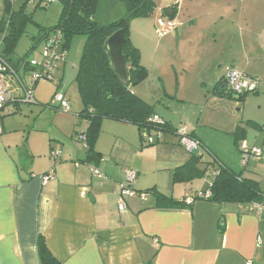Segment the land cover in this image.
<instances>
[{
	"label": "crops",
	"instance_id": "1",
	"mask_svg": "<svg viewBox=\"0 0 264 264\" xmlns=\"http://www.w3.org/2000/svg\"><path fill=\"white\" fill-rule=\"evenodd\" d=\"M152 2L155 6L152 16L135 19L149 20L147 30L151 34L156 24L155 35L160 41H151L149 63L131 36L130 41L140 54L141 66L146 72L151 71L155 86L169 100L183 102L188 97L186 92L180 93L181 88H200L202 103L211 106L204 116L211 117L218 113L216 108H222L223 112L224 104L236 105L233 97L216 95L217 90L212 92L220 82L219 87H224L227 69L264 79V0H223L218 8L212 3L206 6L202 0ZM5 4L4 1V7ZM183 8L185 14L181 13ZM173 9L177 13L169 18ZM159 20L173 23L174 30L159 37L156 33ZM217 21L233 26L227 32L222 31L224 38L218 44L214 33ZM6 22L2 12L0 35ZM259 22L262 28L255 35L254 24ZM237 25L238 33H230ZM0 54L4 56L3 45ZM171 57L180 62L181 76L177 74L178 68L171 65ZM6 58L13 65L22 59L12 62L10 56ZM64 65L61 78L65 74ZM77 68L78 63L70 75L75 84ZM187 68L191 73L188 78ZM166 79L177 88L174 95L164 92ZM8 83L16 90L15 83L11 80ZM53 83L58 84L57 93L60 81ZM39 84L43 83L36 86ZM259 88L251 97L245 96L242 103L247 101L239 113L229 117L231 113L223 112L229 119L222 114L206 118L215 126L204 124L200 129L191 119L186 124L180 122L179 126L187 127L190 136L215 158L213 168L207 167L203 156L189 164L192 156H187L176 134L162 135L165 139L156 147L144 146L137 126L107 118L99 121L92 152L88 154L78 142L89 128L88 122L78 119L83 109L81 100L82 107L77 113L71 110L62 113L56 106L48 111L42 104L40 112L37 108L31 111L36 116L23 128L9 118L18 112L20 105L16 106L15 112L1 121L0 264H41L39 239L57 264H264V208L258 211L234 201L193 199L190 204L185 201L210 187L218 164L256 182L260 190L257 177H262L259 172L264 168V154L259 163L261 158L243 168L235 154L228 160L213 148L220 136L238 152L240 140L264 151V122L260 123L264 119L243 114L251 100L257 102V111H261L264 88ZM33 95L41 99L42 93L36 90ZM157 104L159 114L148 102L153 115L175 129L170 103ZM45 118L49 122L44 123ZM211 127L221 130L207 131ZM152 151L155 156L150 161L145 156ZM126 171L136 175L132 189L146 196L144 200L137 195L125 197L122 210L118 201ZM177 171L181 175L174 182ZM49 172L52 178L42 182ZM165 199L182 205L170 206Z\"/></svg>",
	"mask_w": 264,
	"mask_h": 264
},
{
	"label": "trees",
	"instance_id": "2",
	"mask_svg": "<svg viewBox=\"0 0 264 264\" xmlns=\"http://www.w3.org/2000/svg\"><path fill=\"white\" fill-rule=\"evenodd\" d=\"M120 1L125 5L127 13L122 19L108 26H98L94 21L99 0H7L3 10L8 24L6 37L3 41L4 57H9L14 53L18 42L25 34L26 26L33 23V15L27 11L29 5H33L34 9H46L52 3L61 7L57 23L51 28L40 31L41 34L37 36L32 49L43 40L46 34L55 31L61 33V43L66 50L73 37H85L75 81L83 104L78 119L89 123V128L85 133L87 145L85 150L88 154L92 152V143L99 128V121L104 118L137 126L141 133V141L146 146L156 144L159 139H155L154 143L149 144L143 138L144 132L148 134L159 132L161 137L167 133H177V130L158 116L163 122L162 125L149 124L148 119L156 116L153 115L152 107L130 92V87L140 84L147 78V72L140 64L139 52L132 46L129 39V22L133 19L151 17L155 9L154 3L152 0ZM11 2L19 4L17 10L12 9L13 3ZM171 13L169 18H173L175 9ZM119 30L124 31L125 44L121 53L127 64L128 87H124L111 73L103 50L105 41ZM219 85L221 82L212 90L213 93L217 90L216 95L225 98L233 97V94L226 92L225 88L223 86L220 88ZM247 94L250 93L238 96L236 99L242 102ZM237 132L239 131L236 130V134ZM191 158L189 164L197 162L200 157L192 154ZM218 165L219 167L214 169L216 172L213 177L214 181L207 189L211 193V197L201 200L234 201L250 205L249 207L258 205L264 208V195L256 182L243 179L242 174H235L220 164ZM180 175L181 172L177 171L173 181L178 182ZM165 200L173 207L182 205V203L173 204L172 201ZM38 255L41 264H54L55 262L41 239L38 242Z\"/></svg>",
	"mask_w": 264,
	"mask_h": 264
},
{
	"label": "rangeland",
	"instance_id": "3",
	"mask_svg": "<svg viewBox=\"0 0 264 264\" xmlns=\"http://www.w3.org/2000/svg\"><path fill=\"white\" fill-rule=\"evenodd\" d=\"M222 1L223 0H202V4L208 6V5H211V3H212V4H215L216 8H218V7H220ZM11 3H13V2H11ZM3 7H4V1L0 0V17L2 16ZM18 7H19V4L17 2H14L12 9L17 10ZM60 10H61V7L56 3L49 4V6H47L46 9H42V8L34 9L33 5L27 6V11L33 15V19H32L33 23L31 22L26 26L25 34L21 37L20 41L18 42V45H17L14 53L10 56V59L12 62H14V60L18 59V58H22V59L27 58V60H29L30 62H32V61L39 62L41 60V55H42V51H43L42 50L43 44H41V42H40L34 49H31V47L34 46L36 38H37V36H39V34H41L40 31H42L43 28H51L57 23L58 18H59V14H60ZM126 13H127L126 7L120 0H99L98 6L96 9V13L94 15V21L96 22V24L98 26H108L109 24H112L113 22H115V20L122 19L126 15ZM176 13L177 12L175 11V14ZM181 13L185 14L184 8L182 9ZM138 21L139 22H137L135 19L130 20L129 27H128L129 28V39L132 37L133 40L139 46H141L142 54L146 55V61L149 63L150 62V56H151L152 49H153V42L157 43L158 41H160L157 38V36L155 35V28L154 27L156 26V24L155 25L153 24V26H152L153 32L151 34V33H149V30H147V28H149V26H150L149 20H138ZM216 23H217V26H216V29H214L215 30L214 33L216 34L217 44H218L220 39L224 38V36H222L223 35L222 31L227 32L228 27L232 26V25L230 23H226V22H218L217 21ZM254 25L257 26L255 29H253V33L256 35L257 33L260 32V30L262 28V24L259 22V23H255ZM238 28H239V26L237 25V28H235L233 31H232L233 28H231L229 31H230V33H234V32L238 33ZM151 41H153V42H151ZM84 43H85V37L84 36H75L71 39L69 46H68V50H67L68 56H67V59L65 61V65H64L65 74L63 73V76L61 78L62 67L59 69V71H57L55 73V80L60 81V87H59L58 93L62 92L65 95V97L67 95L66 99L68 101L69 108L71 110L70 112H76V113L81 109L83 104L81 105V102H80L81 98L79 99L80 96L78 95L79 93H77V90H78V88L76 89L77 84H75L73 82V80L70 81V75H71L72 71L75 70L74 66H77V63L80 59V55H81V51H82V48L84 46ZM256 46H258V45L256 44ZM232 52H233V50H232ZM170 62L174 68L179 67L180 62L177 59L174 60L171 57ZM148 68H149V65H148ZM179 70L180 69L178 68L177 74L179 76H181ZM149 72H147L149 74L147 79H145L141 84L136 85L134 87H130V92H131V89H133V92H131V93H133L136 97L140 98L143 102H145L147 104L149 102L150 105H153V107L156 108L155 113H158V109L160 106L157 104V102L167 103V101H168L171 105V108L169 109V111H171V113H173L172 117H174L176 120L173 123V125L175 126V129L177 131H179L181 129H185L186 131L189 130L185 126H179L180 122L182 124H186L184 122H186L187 119H191L193 123H197L200 126V129H203L202 126L204 124H212L209 126H215L213 123L208 121L210 118H215L216 116H219V114H222V115H224L225 118L229 119L223 112L231 113V115L229 116V117H231L233 114L239 113V111L242 107V104L246 103V101H247V99H245V101L243 103L239 102L238 100H235L236 96L233 95V99H234L233 101H234V103H236L235 106L232 104H229V105L224 104L225 106H223V112L221 110L222 108H216L218 113H216L214 116H211V117L210 116H204L207 109L210 108L211 106H209V105L204 106L205 104L202 103V92H200V88H196V87L195 88L194 87L181 88L180 93L185 94L184 92H186L187 97H188L187 99H184L183 102H176L173 100H169L165 95L161 94V92H163V90L161 88L159 89L158 86L157 87L155 86L156 83L153 79L151 71H149ZM163 74H166V73L164 72ZM185 74L187 75V78L191 74L189 72L188 68H187V73H185ZM21 75L23 76V74H21ZM170 75H171V73H170ZM251 78H255V77H251ZM258 80H259V83H258L257 89L259 87L264 88V81H263L264 79L263 80L258 79ZM6 83L9 84L8 80H6ZM40 83H43V84H39L38 86H35L33 89V93H35L36 90H39L42 93L41 99L35 98V95H33L34 104H20V108H19L18 112L15 115L9 117V118H11L12 122H14V121L17 122L19 124V126H21L22 128L25 125L31 124L32 119L36 116V112L35 111L31 112V111H33L35 108H37L38 111L40 112L41 111L40 109H42L41 105L42 104H44V105L50 104L53 96L56 93L55 92L56 86L58 84H55L53 82L51 83V81H45V80H43V82L40 81ZM14 86L16 87V90L12 86V83H11V86L9 85V88L11 89L12 93H14L16 96H22L23 92L19 88V86L17 84ZM35 88H36V90H35ZM175 90H177V88L175 87V85L173 87L172 81L169 79H166L164 92H168L167 94H169V95H174ZM16 91L19 92V95L16 94ZM247 95L249 97L252 96L251 93L247 94ZM44 100H46V101H44ZM216 106H218V105H216ZM44 108H46V107H44ZM47 110L51 111L50 108ZM257 110H258L257 109V102L251 100V103H249L247 109L244 110L243 114L246 115V113H248V114H250V116H252V115L259 116V117L262 116V118L264 119V104H263V107L261 108L260 112H258ZM240 115H242V113L239 114V116ZM206 118H209V119H206ZM7 121H10V120L7 119ZM43 122L46 123V122H49V120L45 118V119H43ZM263 122H264L263 120L260 121V123H263ZM261 126H263V124H261ZM211 128L212 129L207 130V131L221 130V129H219V127H211ZM188 134L190 135V131H188ZM150 137H151V140L152 139L155 140L157 135L150 133ZM168 137H173V136H168ZM190 138H192V137L190 136ZM164 139L165 138H163V137L161 139L159 138V141L156 144H153V146H151V147H156V145L163 142ZM192 139H194V138H192ZM178 140H179V138H178ZM194 140H196V139H194ZM196 141H198V140H196ZM214 142H216V147H213V148L215 149V152L220 157L222 156L221 158L226 157L228 160L229 159L231 160L232 155L234 156V154H235L237 156L238 163L242 164V153L240 151V145H239V152H238L235 148H231V146L227 145L226 139L224 137L219 136L215 139ZM243 142H246V141L240 140V144ZM142 145H144V144L142 143ZM144 146H146V144ZM175 146H177V144H175ZM247 146L249 148H251L250 145L247 144ZM147 148L150 149V147H147ZM204 149L206 151L202 155L203 156L202 161H205L207 163V167L209 166L210 168H213V165H211V163H213V161L215 163H217V161L214 159L212 154L205 147H204ZM185 151H186L188 157L192 156V153H189L187 150H185ZM154 154H155V152H153V151L148 152L146 154L145 158L150 159V161H153V158L155 156ZM263 154H264V151H263ZM165 155H167V154H165ZM158 156L160 157V153ZM263 158H264V155H263ZM263 158H261L257 163H259ZM250 162L254 163L253 159H251L248 163H250ZM259 174L262 176V177H257L258 180H260V190L264 193V168L261 167ZM208 187H207V189H208ZM207 189H205V190H207Z\"/></svg>",
	"mask_w": 264,
	"mask_h": 264
},
{
	"label": "built area",
	"instance_id": "4",
	"mask_svg": "<svg viewBox=\"0 0 264 264\" xmlns=\"http://www.w3.org/2000/svg\"><path fill=\"white\" fill-rule=\"evenodd\" d=\"M7 1V0H4ZM7 22L5 25L4 32L0 36V48L3 45V41L6 35ZM174 30V24L171 22L159 20L157 22L156 33L159 37L167 35L169 32ZM61 33L55 31L46 34L41 44H43L41 60L39 62H30L25 59H21L17 65L11 64L6 57L0 54V135L2 134L1 121L5 116L11 115L15 112L16 106L20 104H34L33 89L40 81H51L55 80V73L59 71L61 65H63L67 59V51L61 43ZM23 74V76L21 75ZM6 80H11L17 84L22 90V96H16L12 93ZM259 80L251 78L244 73H241L235 69H227L224 77V88L226 92H229L236 97L244 95L246 93H253L257 90ZM57 107L62 113H68L70 108L68 101L66 100L62 92H57L53 96L50 104L45 105L46 108L52 109ZM149 124L162 125V120L157 116H152L147 121ZM179 137V144L189 153L195 154L198 157H202L206 151L199 141H196L188 136V132L185 129L177 131ZM156 139H159L160 133H155ZM143 138L149 144L154 143V139L151 140L150 134L143 133ZM78 142L82 144L83 149L87 148L85 135H80ZM240 151L242 153V166H246L248 162L258 160L262 157L263 152L260 148L251 147L249 148L245 142L240 144ZM93 173L98 175L96 170ZM216 172L214 173V175ZM52 178V172L45 174L42 177V182H45ZM136 175L134 173L125 172V185L121 188L120 198L118 206L120 209L125 208L124 199L137 195L141 200H144L145 194L135 192L132 189V185L135 182ZM211 193L207 190L204 192H197L194 197L185 199L187 204H190L193 199H209ZM251 209L262 210V207L258 205L251 206Z\"/></svg>",
	"mask_w": 264,
	"mask_h": 264
},
{
	"label": "water",
	"instance_id": "5",
	"mask_svg": "<svg viewBox=\"0 0 264 264\" xmlns=\"http://www.w3.org/2000/svg\"><path fill=\"white\" fill-rule=\"evenodd\" d=\"M125 44L124 31L119 30L112 34L104 43L103 50L111 73L124 86L128 87V69L122 57V48Z\"/></svg>",
	"mask_w": 264,
	"mask_h": 264
}]
</instances>
